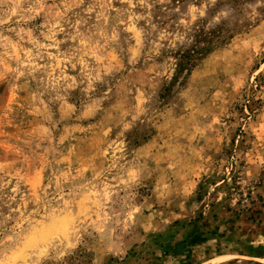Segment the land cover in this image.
I'll list each match as a JSON object with an SVG mask.
<instances>
[{"label":"rangeland","instance_id":"374dc122","mask_svg":"<svg viewBox=\"0 0 264 264\" xmlns=\"http://www.w3.org/2000/svg\"><path fill=\"white\" fill-rule=\"evenodd\" d=\"M263 213L264 0H0V264H263Z\"/></svg>","mask_w":264,"mask_h":264},{"label":"crops","instance_id":"0c3cea01","mask_svg":"<svg viewBox=\"0 0 264 264\" xmlns=\"http://www.w3.org/2000/svg\"><path fill=\"white\" fill-rule=\"evenodd\" d=\"M263 215L264 213L261 216L263 217ZM217 232H218L217 234L215 232H211V234L208 233L207 236L201 235V237H194L192 243L189 246L183 247L179 252L176 253L177 257L180 256L181 258L186 259L188 263H190L191 261L194 262L195 249L196 250L200 248H204L206 250H208V248L217 249V247L220 248L221 245L223 244H228L229 242L234 243L233 239H231L232 235L227 234L226 236H224V233H219L218 230ZM226 256H227L226 254L221 252L217 255V257H214L213 259L208 258L209 259L208 262L215 259L219 260L221 258H225ZM257 257H259L260 261L263 262L262 261V258H264L263 254L258 253ZM218 264H222V263H218Z\"/></svg>","mask_w":264,"mask_h":264},{"label":"trees","instance_id":"16d2710c","mask_svg":"<svg viewBox=\"0 0 264 264\" xmlns=\"http://www.w3.org/2000/svg\"><path fill=\"white\" fill-rule=\"evenodd\" d=\"M184 243H185V241H183L182 243H177V245H176V246H177V250L179 249L178 246H180V247H181V246H184ZM182 248H183V247H182ZM182 248H181V249H182ZM181 249H179L178 251H180Z\"/></svg>","mask_w":264,"mask_h":264},{"label":"bare ground","instance_id":"6f19581e","mask_svg":"<svg viewBox=\"0 0 264 264\" xmlns=\"http://www.w3.org/2000/svg\"><path fill=\"white\" fill-rule=\"evenodd\" d=\"M262 261L264 262V258H262Z\"/></svg>","mask_w":264,"mask_h":264}]
</instances>
